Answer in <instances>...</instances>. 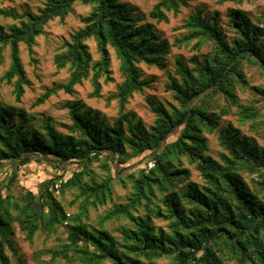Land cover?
I'll list each match as a JSON object with an SVG mask.
<instances>
[{
	"label": "trees",
	"instance_id": "16d2710c",
	"mask_svg": "<svg viewBox=\"0 0 264 264\" xmlns=\"http://www.w3.org/2000/svg\"><path fill=\"white\" fill-rule=\"evenodd\" d=\"M78 1L45 0L37 11L0 8V16L17 20L7 29L0 27V65L9 48L10 64L2 78L14 81L18 102L29 83L20 45L32 54L48 22L65 19ZM81 1L91 10L54 58L58 70L69 67V78L47 88L32 105L60 90L73 94L85 80L93 87L89 96L101 97L103 82L113 79V49L122 81L108 100H117L118 116L110 123L99 110L68 101V132L46 118L43 133L28 126L24 109L0 106V264H12L8 250L22 262L12 238L17 227L32 241L37 233L51 236L61 226L65 242L52 257L72 264H164L162 259H169L168 264H264V143L259 141H264V84L255 83L264 77V10L255 22L245 10L229 8L231 33L219 26L217 14L209 17L198 10L185 20V33L171 43L154 22H168V12L177 15L191 0H156L149 12L154 22L137 13L133 0ZM90 39L96 42L98 59ZM174 45L196 52L191 65L182 55L175 57L165 85L173 102L149 100L155 118L147 125L127 110L135 92L153 87L140 64L163 67ZM241 91L251 94L246 103ZM233 113L239 124H222L223 116ZM244 124L255 135L244 133ZM214 132L222 148L219 157L209 152L207 133ZM144 153L154 165L125 172L127 159ZM33 159H46L61 171L36 191L18 178L19 166ZM96 161L106 173L98 180L88 169ZM72 164L77 167L71 169ZM190 165L202 183L191 179ZM66 171L70 175L64 177ZM115 183L130 185L128 201L91 226L86 221L90 208L111 201ZM72 189L78 190L75 215L57 196ZM121 218L129 225L120 228L118 239L106 222Z\"/></svg>",
	"mask_w": 264,
	"mask_h": 264
},
{
	"label": "rangeland",
	"instance_id": "374dc122",
	"mask_svg": "<svg viewBox=\"0 0 264 264\" xmlns=\"http://www.w3.org/2000/svg\"><path fill=\"white\" fill-rule=\"evenodd\" d=\"M45 0H0V8L2 9H14L18 12H22L25 9L37 11L39 7L44 5ZM156 0H133L134 5L137 8V13L144 17L145 21L154 20L149 16V12L153 7ZM229 8H240L245 10L249 17L258 22V18L261 12L264 10V0H244L242 3H238L233 0H191L188 7H182L181 12L174 15L173 12H168L169 21L155 23L156 29L161 35L173 43L177 38L181 37L185 33L183 24L190 14L202 10L203 13L209 17L217 14L219 26L222 27L228 33H231L228 25L227 12ZM91 10L90 5L84 4L81 0L75 3L73 11L68 14L65 19L55 18L48 22L45 26V32L37 37L36 44L33 48V53L30 54L26 45L21 44V58L29 79V83L25 85V92L21 101L15 99L14 94V81L9 83L4 80L3 74L8 69L10 64L9 48L4 51L3 62L0 65V106L5 105L9 107H18L26 111L29 118L28 126L34 129H38L45 133L43 128L46 118H50L52 124L62 133H67L66 125L71 123L68 108L65 107V103L72 102L74 100L81 101L84 105L99 110L108 122L118 116V103L116 99L108 100V97L115 93L117 85L122 81V76L119 71L120 61L116 56V53L111 49L112 56V77L109 82H103L102 96L91 97L89 93L93 87L90 80H85L82 84H78L75 87V92L69 94L60 90L57 94L52 95L45 103L33 106L35 99L42 94L47 88L56 85L58 83L66 82L69 78V67L57 69L54 58L57 53L62 50V45L65 40L70 39L71 34L77 29L83 26L82 17L89 13ZM10 17L0 16V27L7 29L8 26L16 23ZM264 25V23H263ZM230 35V34H229ZM91 52L94 59H98L99 54L97 52L96 42L93 39L88 41ZM196 49L191 46H173L172 52L169 54L168 59L163 67L148 66L146 64H140L144 77L153 79V87L147 88L145 92H135L134 96L130 98L127 104V110L129 112L137 113L143 121L150 125L153 123L155 115L150 108V101L164 103L167 100L172 101L170 93L165 90V85L170 81V75L174 72L175 57L182 55L185 62H190V57ZM257 84H264V77L255 81ZM241 102L246 103L251 98L249 91L239 92ZM237 107L233 108L236 111ZM228 121L233 122L235 125L239 124L238 115L236 113L223 116L222 124ZM242 131L246 134L255 135V132L250 129L248 124L241 126ZM210 145V153L219 157L222 152V148L219 145L217 132L207 133ZM261 143H264L263 139H259ZM150 160L144 154L137 157H130L124 164L125 167H129L125 170L135 171L145 166H148ZM187 164V163H186ZM188 165V164H187ZM76 164L71 165V169L76 168ZM112 167L114 165L112 164ZM192 170V180L197 183H202V177L199 171L193 165H190ZM10 166L6 164L4 171L8 173ZM115 168V167H114ZM88 169L92 176L96 180L105 176V171L101 167V162L96 161L88 166ZM19 170V181L25 185V187L36 191L41 182L50 178L54 174H60L61 171L55 166L53 162L46 159L41 161L32 160L30 163L21 165ZM5 173L1 175L3 177ZM70 175L69 171L65 172V176ZM245 177L250 180V176L244 174ZM87 181L90 178L86 177ZM77 189H72L63 193H57L58 198L62 202L67 213L75 215L79 211V201H75ZM130 194V185L123 186L115 183L114 193L111 201L103 205H98L96 208H90V216L86 220L91 226H97L98 220L115 205L126 203ZM144 210L141 209L140 213ZM158 225L165 226V223L160 220H155ZM123 225H129V220L121 218L119 220L114 219L106 222L108 230L116 236L121 238L120 228ZM66 228L64 226L59 227L58 231L51 236H45L42 233H37L32 241L25 238V234L17 227L12 238L19 250V255L22 262L25 264H72L68 263L64 258H53L52 253L54 250L59 249L65 242ZM9 255L12 258V264H22L18 259V256L13 254L11 250H8ZM164 264L169 263V259L161 260ZM109 264V263H105Z\"/></svg>",
	"mask_w": 264,
	"mask_h": 264
},
{
	"label": "built area",
	"instance_id": "2783aa9c",
	"mask_svg": "<svg viewBox=\"0 0 264 264\" xmlns=\"http://www.w3.org/2000/svg\"><path fill=\"white\" fill-rule=\"evenodd\" d=\"M153 165H154V161H149V162H148V166H149V167H152Z\"/></svg>",
	"mask_w": 264,
	"mask_h": 264
}]
</instances>
